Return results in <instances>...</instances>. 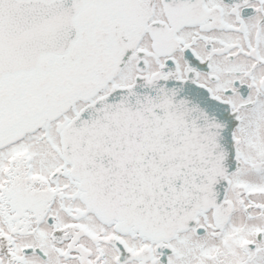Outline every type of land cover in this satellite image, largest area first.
<instances>
[{
    "label": "snow or ice",
    "instance_id": "obj_1",
    "mask_svg": "<svg viewBox=\"0 0 264 264\" xmlns=\"http://www.w3.org/2000/svg\"><path fill=\"white\" fill-rule=\"evenodd\" d=\"M0 264H264V0H0Z\"/></svg>",
    "mask_w": 264,
    "mask_h": 264
}]
</instances>
